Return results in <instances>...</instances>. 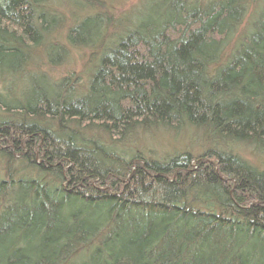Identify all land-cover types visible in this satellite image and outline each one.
<instances>
[{"label": "trees", "instance_id": "16d2710c", "mask_svg": "<svg viewBox=\"0 0 264 264\" xmlns=\"http://www.w3.org/2000/svg\"><path fill=\"white\" fill-rule=\"evenodd\" d=\"M55 1L0 0V264H264V169L229 146L264 151V0H149L106 35L113 0H68L65 33Z\"/></svg>", "mask_w": 264, "mask_h": 264}, {"label": "rangeland", "instance_id": "374dc122", "mask_svg": "<svg viewBox=\"0 0 264 264\" xmlns=\"http://www.w3.org/2000/svg\"><path fill=\"white\" fill-rule=\"evenodd\" d=\"M148 1L149 0H140L138 5H141H139V7L137 8L135 7L137 6L135 3H137L138 0H113V13L119 14V17L115 18V20L110 24H107L106 22L108 21L106 20L103 21L100 28H97L94 31L99 34L106 35L110 32L112 34H116L131 29L133 25L137 24L138 19L145 13V6L148 4ZM55 2L58 4L57 5L55 3L53 5V9L56 10L55 13L63 17V19L65 20L64 25L61 26L58 31L60 33H65L66 28H68L72 22L69 12L70 4L68 0H56ZM59 22L60 21H57L58 24ZM91 44L92 43L89 42V45ZM95 45L97 46V44ZM86 59L87 53L75 50L72 52V55L68 60L69 63L67 65H65L60 70H55L54 72L49 70V72L54 77L65 74L68 69L82 72L85 66L84 63L86 62ZM135 144L137 146H144L145 149L143 151L147 156H162L168 152H172L174 148L184 147L186 150H189L194 154L199 153L201 149V147L194 144L193 141L189 139V137H174L173 135L163 134L160 132H151L140 135L136 139ZM229 146L234 149L240 156L251 161V163L255 164L259 168L264 169V151H253L250 147L241 144H229Z\"/></svg>", "mask_w": 264, "mask_h": 264}]
</instances>
